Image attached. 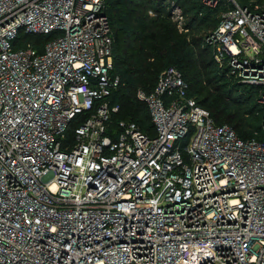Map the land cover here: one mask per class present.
Wrapping results in <instances>:
<instances>
[{"label":"built area","instance_id":"1","mask_svg":"<svg viewBox=\"0 0 264 264\" xmlns=\"http://www.w3.org/2000/svg\"><path fill=\"white\" fill-rule=\"evenodd\" d=\"M202 2L225 3L205 41L257 91L261 138L217 124L175 66L138 90L154 134L114 126L105 0H0V264H264V0Z\"/></svg>","mask_w":264,"mask_h":264},{"label":"trees","instance_id":"2","mask_svg":"<svg viewBox=\"0 0 264 264\" xmlns=\"http://www.w3.org/2000/svg\"><path fill=\"white\" fill-rule=\"evenodd\" d=\"M171 1L105 0L113 36L114 72L122 80L121 86L108 98L111 105L119 104L121 107L112 115L113 125L117 126L120 120L132 121L145 132L154 134L150 109L146 102L138 98L137 90L150 93L161 72L169 66H175L190 84L189 95L210 111L217 124L234 121L230 125L242 139L259 137L256 131L261 130L263 110L257 100V91L254 87L240 86L227 78L215 62L209 45L205 43V35L218 25L220 15L211 18L204 10L213 9L217 12L223 10L225 3L211 7L202 0H195L188 7L179 0L184 15L188 17V31L180 32L177 24L166 13ZM247 1L240 0L243 4ZM150 9L155 15L148 13ZM51 37L52 34H26L22 41H32L41 52ZM214 65L215 75L224 83L209 77L210 68ZM232 91L239 97H231ZM231 103L240 107L231 112ZM86 117L87 113H82L73 119L67 129L68 137H73L75 128Z\"/></svg>","mask_w":264,"mask_h":264},{"label":"rangeland","instance_id":"3","mask_svg":"<svg viewBox=\"0 0 264 264\" xmlns=\"http://www.w3.org/2000/svg\"><path fill=\"white\" fill-rule=\"evenodd\" d=\"M174 2H176V4H178V5H181L180 3H179V0H173ZM194 1L195 0H180V2L181 3H185V6H188V7H190L191 5H193L194 4ZM220 12H221V10L219 9L217 12H216V10H209V9H206V10H204V13H208V15H211V18L212 17H215V16H217V15H220ZM149 13V12H148ZM150 14V13H149ZM150 15H155V12L153 11L152 12V14H150ZM188 18V17H187ZM186 18V19H187ZM210 29H208V31H209ZM207 35H205V37H206ZM205 43H206V41H205ZM202 45H204V43H202ZM210 47V46H209ZM211 49V48H210ZM166 69V68H165ZM164 69V70H165ZM163 70V71H164ZM215 70H216V67H215V65H214V67H212V68H210V72H209V77H211V78H214L213 80L214 81H216V80H220L221 78L219 77V76H216L215 75ZM162 71V72H163ZM161 72V73H162ZM216 77V78H215ZM216 83H218V82H216ZM220 83H224L223 81H221L220 80ZM234 92L232 91L231 93H230V95H231V97H234V98H236V97H239V96H236V95H234L233 94ZM240 95V94H239ZM137 96H138V90H137ZM139 98V97H138ZM242 98V97H241ZM238 99V98H237ZM254 99H256V96H255V98ZM242 105V104H241ZM243 106H244V104H243ZM237 107H240V106H237V104H233V103H231L230 104V111L231 112H234V111H236L238 108ZM227 111H229V110H227ZM227 122H229L230 124H232L233 125V123H234V121H227ZM229 124V125H230Z\"/></svg>","mask_w":264,"mask_h":264}]
</instances>
